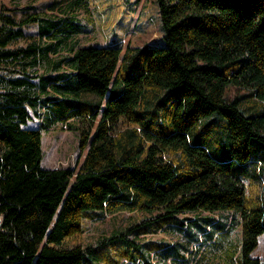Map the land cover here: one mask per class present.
I'll use <instances>...</instances> for the list:
<instances>
[{"label": "trees", "instance_id": "16d2710c", "mask_svg": "<svg viewBox=\"0 0 264 264\" xmlns=\"http://www.w3.org/2000/svg\"><path fill=\"white\" fill-rule=\"evenodd\" d=\"M156 5L161 46L79 47L64 0L45 18L0 11V264H84L85 220L158 211L163 229L199 211L222 230L223 210L240 217L239 264H264V0ZM57 128L79 135L77 170L42 166Z\"/></svg>", "mask_w": 264, "mask_h": 264}, {"label": "rangeland", "instance_id": "374dc122", "mask_svg": "<svg viewBox=\"0 0 264 264\" xmlns=\"http://www.w3.org/2000/svg\"><path fill=\"white\" fill-rule=\"evenodd\" d=\"M55 1L0 0V11L9 8L13 10L12 15L19 19L30 14L27 10L35 6L36 12L45 18L44 12H48ZM81 3L83 5L76 8L75 0H64L66 13H73V9L79 12L83 30L81 34L71 37V43L77 42L79 47L163 44L156 0H84ZM50 19L54 21L59 18L52 16ZM71 22L76 23L72 19L68 25ZM50 23L41 22L42 29L48 30L52 26ZM68 25L61 27L60 31L67 29ZM38 30L39 24H32L25 31L37 36ZM74 82H77L76 77ZM236 93L234 91L233 95ZM39 125L40 119L34 117L26 127L32 129ZM43 151L42 166L45 169L77 170L84 158L79 149L78 133L68 129L57 128L44 133ZM159 214L158 211H146L85 220L86 233L79 242L83 246L94 245L96 248L93 253L85 254L84 264H108L112 258L118 260L116 264H239L242 227L236 212L223 210L210 213L219 221H224L222 230H218L216 225L208 228L206 221L196 220V216L201 215L199 211L186 214L192 216L194 221L185 226L170 225L160 229L163 218ZM153 227L155 231L151 230ZM142 228L151 231L142 232ZM254 257L264 262V235Z\"/></svg>", "mask_w": 264, "mask_h": 264}, {"label": "crops", "instance_id": "0c3cea01", "mask_svg": "<svg viewBox=\"0 0 264 264\" xmlns=\"http://www.w3.org/2000/svg\"><path fill=\"white\" fill-rule=\"evenodd\" d=\"M65 54H67V53H65Z\"/></svg>", "mask_w": 264, "mask_h": 264}]
</instances>
